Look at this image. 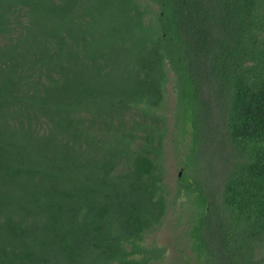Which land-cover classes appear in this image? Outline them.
I'll list each match as a JSON object with an SVG mask.
<instances>
[{
  "label": "trees",
  "instance_id": "16d2710c",
  "mask_svg": "<svg viewBox=\"0 0 264 264\" xmlns=\"http://www.w3.org/2000/svg\"><path fill=\"white\" fill-rule=\"evenodd\" d=\"M164 141L194 263L264 264V0H0V264L163 261Z\"/></svg>",
  "mask_w": 264,
  "mask_h": 264
},
{
  "label": "rangeland",
  "instance_id": "374dc122",
  "mask_svg": "<svg viewBox=\"0 0 264 264\" xmlns=\"http://www.w3.org/2000/svg\"><path fill=\"white\" fill-rule=\"evenodd\" d=\"M167 137L169 138V135ZM174 145L171 141H164L163 143L164 182L168 190L167 200H172V204L167 207L161 224L146 233L144 243L146 245L155 244L165 248L163 261L155 264H195L188 249L184 247V239L181 237L182 220L181 218L178 220V216L180 217L182 211V208L179 207L180 198L176 196V199H172L175 192L176 177L182 170L181 154L184 153L182 147L177 148ZM213 146L211 144L209 147ZM209 147L205 154L197 158L198 170L207 179L212 177V171L218 167V161ZM187 172L189 173V171Z\"/></svg>",
  "mask_w": 264,
  "mask_h": 264
}]
</instances>
